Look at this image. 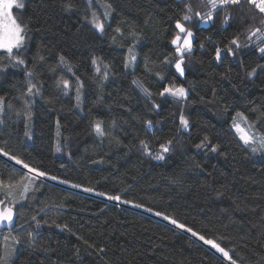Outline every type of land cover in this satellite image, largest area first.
<instances>
[{
    "label": "trees",
    "instance_id": "16d2710c",
    "mask_svg": "<svg viewBox=\"0 0 264 264\" xmlns=\"http://www.w3.org/2000/svg\"><path fill=\"white\" fill-rule=\"evenodd\" d=\"M98 1L112 6L103 32L89 23L88 0H71L72 11L63 7L68 0H22L23 9L13 10L30 40L16 53L27 66H9L0 74V96L5 98L0 148L58 177L55 182L119 194L121 201L176 219L215 240L237 264H264V154L253 153L232 127L233 116L241 112L264 134V70L247 75L264 65L258 50L264 44L251 35L256 28L264 31V14L241 0L220 7L203 26L195 13L207 15L206 0ZM189 4L192 13L185 7ZM185 14L192 19L183 21ZM225 14L230 16L227 24ZM178 19L194 34L182 77L174 69L179 57L171 44ZM233 39L240 48L231 44ZM229 47L235 56L224 51ZM217 48L222 50L219 61ZM129 54L136 57L132 63ZM61 55L72 72L58 62ZM8 63L6 56L0 57V66ZM28 70L34 71L32 83L40 87L31 97L22 96ZM76 77L83 83L79 101ZM61 79L69 81L67 89L57 86ZM173 85L184 87L187 97L160 95ZM181 115L189 121L186 130ZM97 121L104 135L96 133ZM169 139L175 142L164 160L145 154L140 145L146 141L154 156ZM201 141L205 146L197 148ZM6 159L0 157V174L15 182L26 171ZM35 188L16 206V224L23 227L11 230L21 243L10 264L231 263L210 245L212 251L148 214L41 178ZM32 216L41 221L39 228ZM4 231L9 229L0 228V255Z\"/></svg>",
    "mask_w": 264,
    "mask_h": 264
},
{
    "label": "snow or ice",
    "instance_id": "6c2138e0",
    "mask_svg": "<svg viewBox=\"0 0 264 264\" xmlns=\"http://www.w3.org/2000/svg\"><path fill=\"white\" fill-rule=\"evenodd\" d=\"M249 4L253 5L256 9H258L260 14H264V0H248ZM89 5H91L92 0H88ZM207 5L209 6V11L207 15H201L200 12H196L195 16L199 17V19L207 23L209 21H212L214 19V12L218 10L220 7H226L229 5L235 6L239 5L241 3V0H206ZM15 5L18 9H23L24 4L22 3H16V0H0V57L6 56L9 63L7 65L0 66V74L5 73L8 69V67H19V66H27V60L22 55H17L16 53H20L23 50L26 49L28 42L30 40V37L28 35V28L27 26L23 25L22 23L18 22L12 15L11 9ZM65 11H72L75 5L71 2V0H68L67 3L63 5ZM106 9H111L110 3H105L103 5ZM188 13H192V7L191 5L185 6ZM111 15L110 11H105L104 16L107 17ZM88 19L87 17H85ZM230 16L229 14H225L223 22L227 24ZM183 21H190L192 19V15L185 14L182 17ZM89 23L98 31L103 32L104 31V22L99 18V16L93 12L92 17L89 20ZM262 24H264V20L261 21ZM176 29H178V33L175 36L174 39H172L171 44L175 45V53L179 57L175 61V69L179 73V75L182 77L184 75V63H185V54L190 53L192 50V39H193V32L191 29L186 28L183 23H181V20H176L175 23ZM121 29L118 27L116 29V32H120ZM181 34H184L181 36ZM132 35H136L134 32ZM251 35L256 36L257 40L261 41L262 44H264V31H261L260 28H256ZM182 41V42H181ZM231 44L235 46L237 49L241 47L239 44L238 39H233L231 41ZM15 50V51H14ZM259 52L261 54H264V46L259 47ZM229 55L235 56L236 53L232 50L231 47L225 49ZM129 52H132V49L129 48ZM222 56V50L220 48L216 49V55L215 59L217 61L221 60ZM41 61L44 59V57L39 58ZM136 57L133 55L130 57L131 61H135ZM60 64L64 65L69 72H72V68L70 65L67 64L66 58L64 56L59 57ZM92 64L97 66L96 71L99 72L100 68L97 65V59H92ZM127 66V65H126ZM257 69L264 70V65H257L256 68H253L252 71L248 72V77H252L256 74ZM52 71H55V69H52ZM33 70H28L25 75L29 78L27 81V91L26 93H22V96H33L35 94L40 93V87L37 86V84L32 83L31 78L34 76ZM75 75V73H73ZM104 78L107 79V72L104 73ZM77 82L79 83V87H77V100L80 99V92L83 87V83L79 81V77H76ZM163 79V78H162ZM133 83H136L138 86L141 87L142 91L145 92L146 95L151 96V93L143 88V85L139 83V81H133ZM57 86H63L64 89H67L69 85L68 80H58ZM171 95L178 100L185 99L187 97V91L184 87H176V86H169L165 87L162 92H160V95L163 97L165 95ZM27 104L28 101H25ZM4 105H5V98L0 96V113L4 111ZM10 106V105H9ZM156 107H159V105H156ZM17 115H21V113H17ZM24 115L27 116L28 119L31 118V113L27 112L24 113ZM237 119L243 120L245 123H247V117L241 113L238 112L236 116L233 118L234 123L232 125L233 128L236 129L237 133L240 134V140L243 141V144L245 146L251 147V151L253 153L257 152H264V134L260 136H256L253 134H249L244 128L241 127L240 123L235 122ZM180 125L183 129L189 128V121L183 116H180ZM2 123V121H0ZM59 123V122H57ZM147 124L151 126L152 121H147ZM248 127H254V124H249ZM95 131L98 135H104V130L101 126V122L97 121L95 123ZM25 136H27L29 139L31 138L30 134L28 132H25ZM207 140V137H205V141ZM205 141H201L200 144H197V148H201L205 146ZM174 139H169L165 143H161L159 145L158 152L153 156L152 149L149 147L148 143L144 140L140 141V145L145 151V154L152 156L156 160H164L165 154L169 153L173 144ZM213 152L217 151L216 146H213L211 149ZM56 151H60V148L57 147ZM0 155L7 157L8 160L14 161L16 165H21L22 169H26L27 171L25 174L20 177L18 180H15V182H12L10 179L5 180L3 178V174H0V193L4 194V199H0V228L7 227L9 229V233L3 237L5 246L8 248V251L4 255H0V264H10V260L12 257L16 254L17 248L16 246L21 243L20 238L13 236L11 234V230L14 227H23L22 225L16 224V219L19 218V213L16 211V206L21 205V202L27 201L28 195L31 192L36 191L35 188V182L39 180L40 178H46L51 180H57L58 177L56 176H49V174L45 171H41L39 168L31 167L28 163H25L24 160L20 159L16 155H11L9 152L5 151L3 148H0ZM61 183L68 184L69 182L64 180L61 181ZM31 185V186H30ZM73 187H80V185H72ZM84 191L86 192H93L94 189L92 188H85ZM100 196H106L108 200L112 201H121V196L119 194L117 195H108L107 193L100 192L97 193ZM18 196V198H17ZM123 203L126 204H132L133 202L130 200H123ZM134 207L137 208H143L144 206L142 204H134ZM44 209L41 208L40 212H43ZM147 211L152 212L151 208H148ZM156 216H163L165 220L170 221L172 225H175L179 229H183L186 232H189L192 234V236L197 237L200 241H203L206 245H210L211 248L215 249L217 252L221 253L224 258L229 260L231 264H237V261L233 259V256L229 254V251L225 250V248L221 247L219 243H217L213 239H206L204 235L199 234L198 232L193 231L192 228L187 227L183 223H179L176 219H173L169 216L164 215L161 212H156ZM32 221L35 222L36 227L39 228L41 226V221L37 219L36 216L30 217ZM27 223V222H26ZM46 223V221H45ZM57 227H60L57 225ZM64 229H67V225L64 226ZM70 231V229H69ZM29 238L32 237V233H28ZM9 240H11V244H9ZM85 243H87L85 241ZM34 246V245H33ZM100 251H104V249H100Z\"/></svg>",
    "mask_w": 264,
    "mask_h": 264
},
{
    "label": "rangeland",
    "instance_id": "374dc122",
    "mask_svg": "<svg viewBox=\"0 0 264 264\" xmlns=\"http://www.w3.org/2000/svg\"><path fill=\"white\" fill-rule=\"evenodd\" d=\"M16 3H22V0H16ZM90 7H91V12H90V15H89V19H91V17H92V13L93 12H95L98 16H99V18L103 21L106 17L104 16V12L105 11H108V9H106L105 7H103V4H101L98 0H92V3H91V5H90ZM16 7H15V5L13 6V8L11 9V12H12V15H13V17H14V9H15ZM15 18V17H14ZM207 23H209V22H207ZM207 23H204V22H202V21H200V25H207ZM186 27V26H185ZM177 33H178V29H177V32H176V34L174 35V38H175V36L177 35ZM184 34H181V36H183ZM194 37V36H193ZM192 41H193V39H192ZM182 42V41H181ZM132 56V54H129V58H128V60L132 63V62H134V61H131L130 60V57ZM178 57V56H177ZM174 69H175V63H174ZM127 69L129 70V69H131V65L130 64H128L127 66ZM176 70V69H175ZM178 73V72H177ZM179 74V73H178ZM176 87H180V86H176ZM236 115H234L233 116V118L235 117ZM233 118H232V122L234 123V120H233ZM235 122H237V123H240V125H241V127L242 128H244L249 134H253V135H256V136H260V134L258 133V132H256L255 130H254V128L253 127H248V125H249V122H247V123H245L243 120H240V119H237ZM234 129V132L237 134V136L239 137V139H240V134L239 133H237V131H236V129L235 128H233ZM184 130H186V129H184ZM241 142H243L242 140H240ZM250 149H251V147H250ZM256 154H264V152H257ZM9 233V232H8ZM8 233H6L5 231H4V233L2 234V236L4 237L5 235H7ZM2 242H3V255L8 251V248L5 246V242H4V239L2 240ZM9 244H11V240H9V242H8Z\"/></svg>",
    "mask_w": 264,
    "mask_h": 264
},
{
    "label": "water",
    "instance_id": "95a60500",
    "mask_svg": "<svg viewBox=\"0 0 264 264\" xmlns=\"http://www.w3.org/2000/svg\"><path fill=\"white\" fill-rule=\"evenodd\" d=\"M0 157H3L4 159H6L4 156H0ZM8 162H10L11 164L13 163V162H11V161H9L8 159H6ZM14 165H16L15 163H13ZM16 166H18L19 168H21L22 169V167L21 166H19V165H16ZM22 170H25V171H27L26 169H22ZM41 179H43V180H45V181H48V182H50V183H52V184H54V185H60V186H62V187H65V188H69V189H71V190H74V191H76V192H81V193H83V194H88V195H94V196H96V197H98V198H102V199H104V200H107V201H109V202H111V203H116V204H119V205H121L122 207H128V208H131V209H133V210H137V211H139V212H141V213H143V214H148V215H150V216H152L153 218H155V219H158V220H160V221H162V222H164V223H166V224H170V225H172L171 223H170V221H168V220H165L164 218H163V216H156L155 215V212H149V211H147V209L148 208H137V207H134V204H126V203H123L122 201H112V200H108L107 199V197L106 196H100V195H98V194H96V193H92V192H86V191H81V190H78V189H75V188H72L71 186H66V185H63L62 183H60L59 181H61V180H59V181H57V182H55V181H53V180H49V179H45V178H41ZM173 227H175L176 229H178V230H181V231H183L185 234H188L189 236H192V234L191 233H189V232H186V231H184L183 229H179V228H177L175 225H172ZM194 239H196L200 244H204L203 242H201L197 237H194V236H192ZM205 246H207L206 244H204ZM208 247V246H207ZM209 248V247H208ZM210 249V248H209ZM211 250V249H210ZM212 251V250H211ZM217 254V253H216ZM218 255V254H217ZM220 256V255H219ZM221 257V256H220ZM222 258V257H221ZM223 259V258H222ZM224 260V259H223ZM224 261H226V260H224ZM227 262V261H226ZM228 264H231V263H229V262H227Z\"/></svg>",
    "mask_w": 264,
    "mask_h": 264
}]
</instances>
